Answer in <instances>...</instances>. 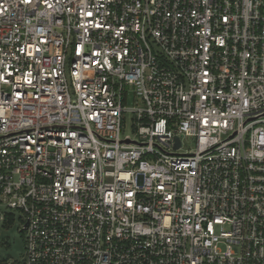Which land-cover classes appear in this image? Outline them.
Instances as JSON below:
<instances>
[{
  "label": "built area",
  "instance_id": "obj_1",
  "mask_svg": "<svg viewBox=\"0 0 264 264\" xmlns=\"http://www.w3.org/2000/svg\"><path fill=\"white\" fill-rule=\"evenodd\" d=\"M11 212L0 264H264V0H0Z\"/></svg>",
  "mask_w": 264,
  "mask_h": 264
},
{
  "label": "rangeland",
  "instance_id": "obj_2",
  "mask_svg": "<svg viewBox=\"0 0 264 264\" xmlns=\"http://www.w3.org/2000/svg\"><path fill=\"white\" fill-rule=\"evenodd\" d=\"M137 101L133 93H130L128 107L136 106ZM131 116L126 118L125 135H133ZM196 145L195 140H186L184 151L192 150ZM11 220L0 223V259L21 261L25 256L26 237L22 232L23 223L19 212H11Z\"/></svg>",
  "mask_w": 264,
  "mask_h": 264
}]
</instances>
